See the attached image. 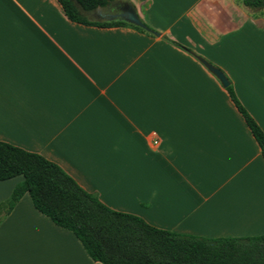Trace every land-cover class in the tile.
I'll return each instance as SVG.
<instances>
[{
    "label": "crops",
    "instance_id": "crops-1",
    "mask_svg": "<svg viewBox=\"0 0 264 264\" xmlns=\"http://www.w3.org/2000/svg\"><path fill=\"white\" fill-rule=\"evenodd\" d=\"M132 3L155 36L70 21L57 0H0V141L58 164L150 225L264 235V156L218 78L264 131V9L242 0ZM170 41L186 47L187 52ZM23 177L0 181V204ZM0 264H101L25 194L0 214Z\"/></svg>",
    "mask_w": 264,
    "mask_h": 264
},
{
    "label": "trees",
    "instance_id": "trees-1",
    "mask_svg": "<svg viewBox=\"0 0 264 264\" xmlns=\"http://www.w3.org/2000/svg\"><path fill=\"white\" fill-rule=\"evenodd\" d=\"M57 1L74 23L102 28L129 26L146 32L123 21L90 18L91 13L115 0ZM242 1L246 7L264 9V0ZM225 89L264 156V131L242 105L232 84ZM16 177H23V181L0 204V214L10 213L28 193L37 211L72 232L90 258L101 264H264V235L206 238L154 227L139 216L109 208L42 155L0 141V181Z\"/></svg>",
    "mask_w": 264,
    "mask_h": 264
},
{
    "label": "water",
    "instance_id": "water-1",
    "mask_svg": "<svg viewBox=\"0 0 264 264\" xmlns=\"http://www.w3.org/2000/svg\"><path fill=\"white\" fill-rule=\"evenodd\" d=\"M120 5V10L116 14L112 15H99L98 18L95 20H100V21H123L128 24L134 25L136 27H139L143 29L144 31L151 33L155 36H160V33L152 30L150 27H148L140 18L136 8L132 3H123L119 4ZM199 60L206 66V68L213 74L215 75L218 80L221 82L222 86L224 88L228 87L230 85V81L226 77L223 71H221L219 68L211 65L209 62L206 60L199 58Z\"/></svg>",
    "mask_w": 264,
    "mask_h": 264
},
{
    "label": "flooded vegetation",
    "instance_id": "flooded-vegetation-1",
    "mask_svg": "<svg viewBox=\"0 0 264 264\" xmlns=\"http://www.w3.org/2000/svg\"><path fill=\"white\" fill-rule=\"evenodd\" d=\"M120 10V5H112L110 8H109V14L112 15V14H116L118 13ZM108 14V15H109Z\"/></svg>",
    "mask_w": 264,
    "mask_h": 264
},
{
    "label": "rangeland",
    "instance_id": "rangeland-1",
    "mask_svg": "<svg viewBox=\"0 0 264 264\" xmlns=\"http://www.w3.org/2000/svg\"><path fill=\"white\" fill-rule=\"evenodd\" d=\"M258 18L264 19V11H261L260 15L258 16Z\"/></svg>",
    "mask_w": 264,
    "mask_h": 264
}]
</instances>
